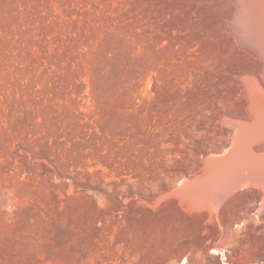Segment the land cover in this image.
<instances>
[{
	"label": "rangeland",
	"instance_id": "obj_1",
	"mask_svg": "<svg viewBox=\"0 0 264 264\" xmlns=\"http://www.w3.org/2000/svg\"><path fill=\"white\" fill-rule=\"evenodd\" d=\"M235 12L0 0V264H185L220 239L239 253L264 242L261 187L235 196L248 212L233 232L226 200L211 217L170 195L252 120L246 85L264 65L233 34Z\"/></svg>",
	"mask_w": 264,
	"mask_h": 264
},
{
	"label": "bare ground",
	"instance_id": "obj_2",
	"mask_svg": "<svg viewBox=\"0 0 264 264\" xmlns=\"http://www.w3.org/2000/svg\"><path fill=\"white\" fill-rule=\"evenodd\" d=\"M234 3L233 34L264 65V0H234ZM246 86L251 100V122L234 123L237 132L232 146L225 153L210 155L201 177L170 194L187 211H206L213 217L236 192L252 187L264 190V153L254 151L255 145L264 142V81L250 77Z\"/></svg>",
	"mask_w": 264,
	"mask_h": 264
},
{
	"label": "crops",
	"instance_id": "obj_3",
	"mask_svg": "<svg viewBox=\"0 0 264 264\" xmlns=\"http://www.w3.org/2000/svg\"><path fill=\"white\" fill-rule=\"evenodd\" d=\"M248 190V189H246ZM243 191V189H242ZM239 193L241 191H238ZM230 196V199H226V203L224 205V210H223V225L226 229L231 230L233 232V225L234 222H242L243 219L245 218V213L248 212L244 206H242V198L240 197H235L237 194ZM262 210V209H261ZM261 210H259L261 212ZM198 212V211H197ZM255 221V219H251ZM250 220V221H251ZM245 222V221H244ZM249 221L247 220L244 225H247ZM226 243L223 244L222 239L219 241L214 242V247H218L219 249H215L213 252L214 254H209V253H198L196 254L194 259H191L188 261V258L186 259L185 264H200L201 261L206 257L209 259L210 264H263L264 262V242L259 243L257 246L258 248H254L253 250H248L246 249L245 251L238 252L236 251L237 245L232 244V239H228ZM247 247L248 245H244ZM224 249H226L224 253ZM235 249V250H234ZM229 261V262H228ZM228 262V263H227ZM256 262V263H255Z\"/></svg>",
	"mask_w": 264,
	"mask_h": 264
},
{
	"label": "water",
	"instance_id": "obj_4",
	"mask_svg": "<svg viewBox=\"0 0 264 264\" xmlns=\"http://www.w3.org/2000/svg\"><path fill=\"white\" fill-rule=\"evenodd\" d=\"M225 153V152H224Z\"/></svg>",
	"mask_w": 264,
	"mask_h": 264
}]
</instances>
